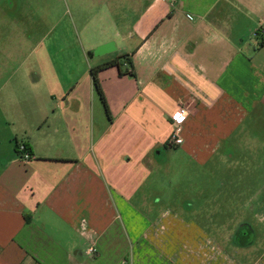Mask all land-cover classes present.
I'll use <instances>...</instances> for the list:
<instances>
[{
	"label": "crops",
	"instance_id": "0c3cea01",
	"mask_svg": "<svg viewBox=\"0 0 264 264\" xmlns=\"http://www.w3.org/2000/svg\"><path fill=\"white\" fill-rule=\"evenodd\" d=\"M26 1L0 0V264H240L196 221L133 209L131 176L180 156H219L222 181L254 186L237 244L264 264V0H124L121 13L90 0L70 35ZM113 60L98 71L105 107L92 68Z\"/></svg>",
	"mask_w": 264,
	"mask_h": 264
},
{
	"label": "rangeland",
	"instance_id": "374dc122",
	"mask_svg": "<svg viewBox=\"0 0 264 264\" xmlns=\"http://www.w3.org/2000/svg\"><path fill=\"white\" fill-rule=\"evenodd\" d=\"M28 1L34 2L32 5L36 7L38 23L40 18L45 17L49 7L52 8L53 23L63 16L60 26H70L69 35L76 33L74 25L80 22L76 16L77 9L85 10L82 15L84 21L92 14L94 7L90 0ZM26 2L21 0L22 6ZM109 3L110 12L121 13L125 8L124 0H110ZM119 16L118 14L117 17ZM58 32L59 30L54 31V36ZM59 44L62 46V43ZM67 47L71 55L77 53L76 45L69 43ZM58 49L62 48L54 45V51ZM177 148H173V152L180 150ZM245 176V172L240 175L242 178ZM236 177L239 176L232 175V179ZM131 178L134 185L131 191H127L126 196L132 202L135 212L144 218L143 221L154 223L163 217L165 222L173 219L177 213L181 218L199 223L227 252L230 260L235 259L240 264H252L256 255L251 244L238 245L240 241L235 242L232 235L235 227L244 219L250 223L254 219L248 203L251 202L255 188L251 187V184L249 188L242 183L228 185L222 181L219 156L202 164L188 156L176 159L162 158L160 164L152 167L147 175L133 174Z\"/></svg>",
	"mask_w": 264,
	"mask_h": 264
},
{
	"label": "built area",
	"instance_id": "2783aa9c",
	"mask_svg": "<svg viewBox=\"0 0 264 264\" xmlns=\"http://www.w3.org/2000/svg\"><path fill=\"white\" fill-rule=\"evenodd\" d=\"M177 109L171 116V122H172V131L168 137L167 140V146L168 147H176L180 146L183 143V137H182V129L184 122L189 116V110L185 103L181 100L177 101ZM18 152L20 153L22 160L27 161L31 159V154L29 150L26 148L25 145L21 144L18 146ZM98 251L95 244L90 245L87 248V252L89 254H96Z\"/></svg>",
	"mask_w": 264,
	"mask_h": 264
},
{
	"label": "trees",
	"instance_id": "16d2710c",
	"mask_svg": "<svg viewBox=\"0 0 264 264\" xmlns=\"http://www.w3.org/2000/svg\"><path fill=\"white\" fill-rule=\"evenodd\" d=\"M127 56V55H125ZM117 60H113V61H110V62H106L100 66H96L94 68H92V78H93V81H94V84H95V87H96V91L100 97V100L102 101V103L104 104V106L106 107V102H105V97L102 93V90L99 86V81H98V71L104 67H108L110 65H114V64H117Z\"/></svg>",
	"mask_w": 264,
	"mask_h": 264
},
{
	"label": "water",
	"instance_id": "95a60500",
	"mask_svg": "<svg viewBox=\"0 0 264 264\" xmlns=\"http://www.w3.org/2000/svg\"><path fill=\"white\" fill-rule=\"evenodd\" d=\"M115 49H116L115 43L111 41V42L97 46L96 48L90 51L89 55L100 56V55L110 53L114 51Z\"/></svg>",
	"mask_w": 264,
	"mask_h": 264
},
{
	"label": "flooded vegetation",
	"instance_id": "af4514ba",
	"mask_svg": "<svg viewBox=\"0 0 264 264\" xmlns=\"http://www.w3.org/2000/svg\"><path fill=\"white\" fill-rule=\"evenodd\" d=\"M245 226H242V225H238L235 230H234V233H233V238H234V241L237 242L238 240L241 239V241H248V238H247V233H246V229H244Z\"/></svg>",
	"mask_w": 264,
	"mask_h": 264
}]
</instances>
